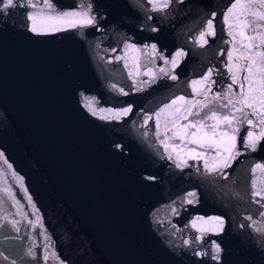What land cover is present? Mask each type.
Returning <instances> with one entry per match:
<instances>
[{
    "label": "water",
    "instance_id": "obj_1",
    "mask_svg": "<svg viewBox=\"0 0 264 264\" xmlns=\"http://www.w3.org/2000/svg\"><path fill=\"white\" fill-rule=\"evenodd\" d=\"M26 2L0 14V153L23 180L17 186L0 159L19 202L0 192V264H45L49 244L62 264H264V234L251 226H264L251 189L264 140L256 151L246 149L242 127V154L223 170L225 178L174 147L179 138L162 146L166 113L156 136L160 108L179 96L202 99L192 81L211 69L210 96L231 85L227 53L240 37L232 41L223 17L234 0H172L155 12L148 0H90L94 26L44 35L29 30L31 9L20 6ZM52 2L58 11H75L82 0ZM213 14L215 35L201 47L198 37ZM178 51L185 55L177 66L165 64ZM87 100L96 110L132 111L119 120L107 111L93 115ZM182 161L187 165L178 168ZM212 217L224 220L222 231ZM212 242L219 261L211 259Z\"/></svg>",
    "mask_w": 264,
    "mask_h": 264
},
{
    "label": "snow or ice",
    "instance_id": "obj_2",
    "mask_svg": "<svg viewBox=\"0 0 264 264\" xmlns=\"http://www.w3.org/2000/svg\"><path fill=\"white\" fill-rule=\"evenodd\" d=\"M152 4L151 11H164L167 9L172 0H148ZM183 2V0H179ZM18 0H0V14L7 13L9 9L17 6ZM21 7L30 8L26 14L29 21V30L37 35L51 34L59 31H67L69 29L80 28L83 29L88 26H94L96 18L92 14V5L90 0H82L78 10L75 11H58L52 0H27L25 4H20ZM151 18V17H149ZM214 19L212 18L206 22V27L198 37V43L201 47L208 43L206 37L214 36ZM224 23L229 28V36L232 41L240 37L239 45L233 43V48L227 53L228 64L227 71L231 78V85L228 86L227 91L221 94H212V85L215 83L211 79L213 70H209L201 80L192 81L193 93L196 96L202 97L198 100L185 99L184 96H179L165 104L158 112L154 114L156 123V136L160 137L159 131L161 125L162 114L166 113L164 118V139L161 141L162 146L167 150L168 141L179 138L182 145H175L174 147H182L186 150L189 159L204 160V169L208 174L218 173L226 178L225 168L231 166V162L242 153L238 149L239 133L242 127L247 126L248 131L243 140V146L251 151H256L259 143L264 140V0H234L231 6L223 17ZM152 31H156L152 28ZM132 47L126 45V48ZM139 51V49L137 50ZM151 52L156 53V46H151ZM183 51H178L171 61L165 60V64L171 63L175 68L178 59L184 56ZM164 59L163 56L160 57ZM119 59V57H118ZM160 72L165 75L164 68ZM149 73H144L148 75ZM131 75V73H130ZM172 80H176L175 75H171ZM150 81H142L141 84L149 83ZM133 83H137L135 80ZM197 85L201 87L197 89ZM236 85L237 90L233 89ZM115 87V85H113ZM123 95L128 93L120 89ZM182 102V103H180ZM94 103L92 100L86 101V106L90 108L93 115H97V111L103 113L107 111L111 117L119 120L121 117L128 116L132 111L130 107L124 108L120 111H113L112 109L96 110L91 107ZM173 108L174 105H178ZM195 109V111H194ZM227 109V111H222ZM206 110V111H205ZM203 113V115H202ZM192 117V120L189 118ZM101 119H108L109 116H100ZM153 117H146L151 120ZM188 121L187 123H181ZM212 121V123H208ZM195 129V131H191ZM172 135L169 136L168 133ZM148 135L147 132L144 133ZM186 141V143H185ZM196 145L197 147H189ZM203 149V151H198ZM213 152L211 158H208V153ZM219 157V159H217ZM172 159L171 155L168 157ZM0 159L7 165L8 171L11 173L13 180L17 186L23 187L22 177H19L11 164H8L6 159H3V153H0ZM187 165V161L177 163V167L181 164ZM3 169H0V192L8 193L15 201V195L11 193V188L7 186V179L2 175ZM251 189L252 195L258 197L254 203H258L261 208H264V164H256L252 169ZM26 194V189L24 190ZM195 192H189L188 197L194 198ZM29 202L31 198L28 197ZM193 199H187V203H193ZM18 204V201H15ZM175 212V209H173ZM261 215H264L262 213ZM198 219L203 220L202 217ZM252 220V217H247ZM211 220L217 225L219 230H223L224 220L218 217H212ZM15 224V222H13ZM207 223V221H205ZM251 226L256 227V231L264 234V226H256L253 221ZM195 227V221H193ZM243 227V225H242ZM18 231V229H17ZM198 237L197 239H202ZM46 239H48L46 237ZM185 241V244H188ZM213 243L211 259L219 261L221 249L218 244ZM29 255H32L30 252ZM198 256H206L207 252H197ZM7 259V257H4ZM45 264L49 260L53 264H62L59 256L54 250H51V245L45 247V255L43 256Z\"/></svg>",
    "mask_w": 264,
    "mask_h": 264
}]
</instances>
